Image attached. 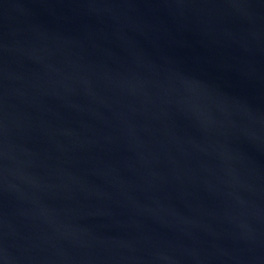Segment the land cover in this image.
I'll return each mask as SVG.
<instances>
[{
    "label": "water",
    "instance_id": "obj_1",
    "mask_svg": "<svg viewBox=\"0 0 264 264\" xmlns=\"http://www.w3.org/2000/svg\"><path fill=\"white\" fill-rule=\"evenodd\" d=\"M0 264H264V0H0Z\"/></svg>",
    "mask_w": 264,
    "mask_h": 264
}]
</instances>
